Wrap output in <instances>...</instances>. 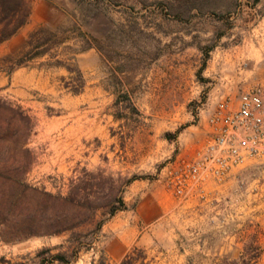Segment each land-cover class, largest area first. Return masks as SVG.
<instances>
[{
	"label": "rangeland",
	"instance_id": "374dc122",
	"mask_svg": "<svg viewBox=\"0 0 264 264\" xmlns=\"http://www.w3.org/2000/svg\"><path fill=\"white\" fill-rule=\"evenodd\" d=\"M39 27L55 59H28ZM262 77L264 0H32L0 45V173L16 179L0 194L17 200L0 208V264L72 244V264H120L116 240L138 236L134 264H264V160L186 199L161 180L206 141L214 98Z\"/></svg>",
	"mask_w": 264,
	"mask_h": 264
},
{
	"label": "built area",
	"instance_id": "2783aa9c",
	"mask_svg": "<svg viewBox=\"0 0 264 264\" xmlns=\"http://www.w3.org/2000/svg\"><path fill=\"white\" fill-rule=\"evenodd\" d=\"M205 134L191 158L170 161L161 171L163 185L178 199L207 182L227 180L251 160H264V77L238 94H218L208 108Z\"/></svg>",
	"mask_w": 264,
	"mask_h": 264
},
{
	"label": "trees",
	"instance_id": "16d2710c",
	"mask_svg": "<svg viewBox=\"0 0 264 264\" xmlns=\"http://www.w3.org/2000/svg\"><path fill=\"white\" fill-rule=\"evenodd\" d=\"M31 2L32 0H0V45L5 41L12 38L23 26H25L31 15ZM46 32L43 27H39L33 30L28 37V43L31 46V50L28 52V59L33 60L35 58L49 56L51 59H55L56 55L52 53V50L57 47L58 42L50 38L39 39L38 36L41 33ZM38 39V40H37ZM36 41V42H35ZM84 43H87L84 40ZM93 46L86 44L74 51V53H81ZM51 67H64L68 74L71 82L75 83L76 88H72V93L74 95L79 94L83 89V78L81 72L77 68H72L70 66L62 65V61L55 60L53 63L49 64ZM72 85V84H70ZM67 87H70L67 85ZM5 180L11 183H15L16 179L10 176H4L0 173V181ZM25 191H28V186H25ZM33 191V190H32ZM6 197L9 199L6 200ZM8 203L10 206H15L17 203L16 196L14 194H6L1 192L0 194V208ZM114 212H111L113 215ZM1 215V212H0ZM0 219V225L2 224ZM68 243H71L68 240ZM52 249L43 248L36 253V257L40 260L37 264H72L76 258L79 251L77 246L73 244L68 247L65 252H58L57 254H51ZM71 252V253H70ZM135 254H142V251L137 247H133L130 251L126 253L122 262L120 264H134L135 260L133 256ZM46 255L47 258H43ZM99 264H107V260L103 258Z\"/></svg>",
	"mask_w": 264,
	"mask_h": 264
},
{
	"label": "crops",
	"instance_id": "0c3cea01",
	"mask_svg": "<svg viewBox=\"0 0 264 264\" xmlns=\"http://www.w3.org/2000/svg\"><path fill=\"white\" fill-rule=\"evenodd\" d=\"M138 216H139L140 220L145 222V217H144L143 210H140L138 212ZM138 235H139V233L135 237H137ZM136 239L135 238L125 237V238H120V240H116V242H115L116 247H115V249L111 250V252H110L111 253V257L114 260H117V259H120L123 256H125L126 255V249L128 247L132 246L133 244H135L137 242Z\"/></svg>",
	"mask_w": 264,
	"mask_h": 264
}]
</instances>
